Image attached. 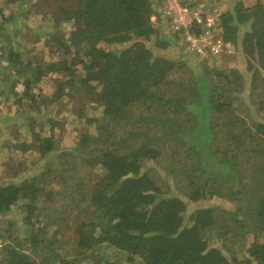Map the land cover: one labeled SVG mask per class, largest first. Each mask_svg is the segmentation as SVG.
<instances>
[{
  "label": "trees",
  "instance_id": "trees-1",
  "mask_svg": "<svg viewBox=\"0 0 264 264\" xmlns=\"http://www.w3.org/2000/svg\"><path fill=\"white\" fill-rule=\"evenodd\" d=\"M157 2L6 0L16 9L0 13V84L11 82L13 94L22 81L25 90L18 99L29 105L35 87L54 78L53 94L42 101L53 109L49 122L65 99L101 113L81 112L78 119L96 132L81 134L73 148H61L54 129L50 136L36 132L32 119L25 127L30 140L6 141L3 148H13L15 155L38 157L31 167L11 165L14 178L30 176L0 185V218L18 208L29 229L24 239L8 237L0 219L1 264H83L94 255L98 264H113L112 254L129 264H238L237 256L213 245H224L231 231L247 260L264 264V4L246 7L238 0L221 15L222 38L239 50L246 68L200 76L211 122L202 125L191 111L192 105L193 112L201 107L198 78L193 77V87L186 86L187 79L172 80L178 67L150 47L152 42L161 50L176 44L155 29ZM32 14L53 24L51 32L35 31L54 56L48 62L30 48L42 41L27 38ZM210 77L216 79L213 86ZM37 99L30 105L39 109ZM30 105L20 113L33 112ZM184 148L195 159L186 171L171 167L154 175L150 163ZM13 159L6 164L21 161ZM82 167L98 169L99 179L87 182L79 174ZM176 179L188 182L187 198L173 192ZM216 199L236 206L231 211L189 208ZM67 203L78 215L72 229L75 252L56 245V234L49 237L66 222Z\"/></svg>",
  "mask_w": 264,
  "mask_h": 264
},
{
  "label": "rangeland",
  "instance_id": "rangeland-1",
  "mask_svg": "<svg viewBox=\"0 0 264 264\" xmlns=\"http://www.w3.org/2000/svg\"><path fill=\"white\" fill-rule=\"evenodd\" d=\"M188 4H192L194 8L203 10L204 12L214 13L218 15H223L226 12L232 11L234 9V6L238 2V0H185ZM244 2V5L246 7H252L259 2L264 4V0H242ZM6 0H0V13L2 11L5 12L6 15H10L11 12L16 9L15 6H7ZM30 19H27L30 21V29L27 38L30 39L32 42L36 40H42L39 43H34V45H30V48H34V53H37L39 57H42L45 59V61H50L54 58L53 55H51L50 50L46 49V39L44 37H41L40 35H37L36 33L39 32V28H43L45 31H52L53 30V24L50 21H46L43 19L42 16H35L32 14ZM24 23L28 22L26 20H23ZM35 27V30L34 28ZM72 29V26L67 24L64 26V30L66 33H69V31ZM246 29L242 30L245 32ZM36 31V33H35ZM241 34V35H242ZM160 36V35H159ZM23 42H25L24 38H21ZM174 45L168 47L165 50L158 49L157 46H154L155 42H152L150 45L151 48H153L154 53L158 56L166 57L170 60H172L175 63V66H177V70L173 72L171 79L174 81L179 82L180 80L187 79V87L188 85H191L192 87L195 85L193 84L195 81L193 77L198 78L199 82V92H200V103L197 105H200L201 107L199 109H195V112L193 107H196L192 105L191 111L194 114L193 117L201 121L202 125H206L207 122L209 124L211 123L209 118V108L208 103L206 99V90L204 89L203 83L204 81L200 77L201 75L208 74V72L216 73L217 71H225L230 72L234 68H246V64L244 63V59L239 52L238 49H235L234 46L230 45L226 52L222 53L221 55L217 56L213 59H206L203 57L198 56L196 53L191 52L185 47L182 41H180L178 38L173 40ZM156 45V44H155ZM180 48V50H179ZM188 55V56H186ZM6 65V64H3ZM3 76H0V80ZM55 77V76H54ZM211 78V77H210ZM54 78H51V76L45 78L42 80V82L39 84V86L35 87L34 89V96L31 98H38L37 101L39 102V109H36L34 107V104L30 105L31 100H28V103L32 109L33 112L28 111V113H25L22 115L20 112L25 111L29 105H27L24 101L20 102V97L23 95L25 87L21 83L22 81L18 82L13 94L11 93L10 86L11 82L9 83H2L0 84V185L6 181H13V182H21L23 181L22 178L26 176H30L31 172H25L23 175H19L16 178L13 177L15 172V167L11 166L17 165L19 163H22L23 168H27V166H33L36 158L38 157L35 154L29 153L24 155L23 157L19 155H15L16 153L13 152L10 149L3 148L4 145H6V141L8 142L11 140L12 143H15L16 140L18 142H24L25 140H30L31 136L30 132L28 130L26 131V128L29 123L33 120L35 124V131L40 132L42 136H50L51 130L54 129V134L57 143H59L61 148H73L78 143L79 137L81 134L84 133H95L96 128L87 126L85 121L82 119H78L79 115L82 111H84L85 115L88 116H94V115H100V110H95V107H90L88 103H85L88 105L87 108H84L82 106H79V102L72 103L69 99H65L62 102H59L58 106L55 108V112L53 114L55 120L52 122H49V119L51 118V114L53 113V109L49 106L44 104L42 101L45 97H49L54 92V87L52 84ZM248 80V77H246ZM245 79V80H246ZM10 80L15 81V78H11ZM211 86L214 85L215 78H211ZM219 85H222V82H218ZM165 88V87H163ZM180 89V88H179ZM192 89V88H191ZM182 92V91H181ZM14 93H17V97ZM187 94V93H186ZM20 98V99H18ZM138 113V112H137ZM243 114V113H242ZM216 115L218 119H222V117H218L219 114L217 112H213V116ZM31 116V117H30ZM30 117V118H29ZM190 118L192 120L191 125L195 123L193 118L190 115ZM32 119V120H31ZM217 123V122H216ZM22 127L25 131L22 130ZM10 143V144H12ZM6 147V146H5ZM122 153V152H121ZM173 153V152H172ZM181 153V154H180ZM177 155L171 154H164L160 159L158 163H150L153 168H155V174L160 177L161 175L170 172L171 167H175V169H180L182 172L186 171L189 165H192L195 162V159L193 156L190 155V152L184 148L181 152ZM13 160L21 159L19 162L15 163H9L6 164L10 159ZM21 157V158H20ZM193 159V160H192ZM37 168V167H36ZM98 169H87V168H80L79 174L83 179H85L87 182L95 183L98 178ZM25 180V179H24ZM177 180V186L174 187L173 192L179 196H183L185 193H189V186L188 182L183 179H176ZM177 187L180 188L177 190ZM67 190L62 188L61 189V195H66ZM185 197V196H183ZM187 198V197H185ZM68 200V199H67ZM65 201L68 202V201ZM189 200L187 199V202ZM62 204V203H61ZM69 203H67L68 206ZM208 206H218V208L226 209L231 211L235 208V204L229 203L225 200L216 199L214 201H202L198 203H191L190 209H196L199 207H208ZM65 209V206L63 207ZM66 222L63 223V226L60 230H58L56 227L54 230H52L49 233V237L56 234L57 241L55 242L56 245H62L65 246V250L70 252H75V240L76 236L72 232V229H74L78 223V215L77 210L75 207L71 204L66 208ZM59 218V216H57ZM227 218V217H226ZM1 219V227L3 229V233L5 235L14 236L16 238L24 239L27 235V232L29 233V229L27 230L24 221H23V215L20 209L16 208L13 209L11 212L7 213ZM229 221V219H226ZM233 221L231 222L232 228H233ZM39 226V225H38ZM37 226V227H38ZM232 236L228 237L227 240H225V244L221 246L222 242H214L213 245L222 248V250H225L226 255L232 256L234 254V259L237 258L238 264H256V262H249L247 260V257L245 255V250L241 248L239 245L235 246L234 242L237 241V239H234L233 237L234 233L231 231ZM248 242L252 239L251 237L248 238ZM226 247L229 249V251H226ZM112 250H109L108 253L105 254V258L109 259L110 255L109 252ZM109 255V256H108ZM114 255L112 254V258L110 260V263L113 264H129L127 261L123 260L120 256L116 254L115 258L113 259ZM231 258V257H230ZM35 260L38 262L40 261L35 257ZM1 261V257H0ZM108 262H102V264H107ZM1 264V263H0ZM83 264H98L96 256H91L87 260L83 262ZM136 264H139L138 261H136Z\"/></svg>",
  "mask_w": 264,
  "mask_h": 264
},
{
  "label": "built area",
  "instance_id": "built-area-1",
  "mask_svg": "<svg viewBox=\"0 0 264 264\" xmlns=\"http://www.w3.org/2000/svg\"><path fill=\"white\" fill-rule=\"evenodd\" d=\"M183 0H162L161 12L176 38L198 56L216 58L231 45L221 35V16L204 12L182 3Z\"/></svg>",
  "mask_w": 264,
  "mask_h": 264
},
{
  "label": "crops",
  "instance_id": "crops-1",
  "mask_svg": "<svg viewBox=\"0 0 264 264\" xmlns=\"http://www.w3.org/2000/svg\"><path fill=\"white\" fill-rule=\"evenodd\" d=\"M161 1L162 0H158V2L156 3V16H154L152 18V22L154 23L155 29L158 31V33H165L168 37V39L170 40H175L176 37L174 36L172 29L169 25V22L163 17V14L161 12ZM172 48V47H170ZM180 50V48H179ZM188 56V55H186Z\"/></svg>",
  "mask_w": 264,
  "mask_h": 264
}]
</instances>
